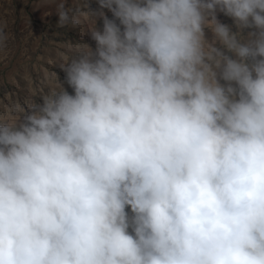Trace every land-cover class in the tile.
Masks as SVG:
<instances>
[{
  "label": "clouds",
  "instance_id": "1",
  "mask_svg": "<svg viewBox=\"0 0 264 264\" xmlns=\"http://www.w3.org/2000/svg\"><path fill=\"white\" fill-rule=\"evenodd\" d=\"M96 2L95 47L0 123V264H264V0Z\"/></svg>",
  "mask_w": 264,
  "mask_h": 264
},
{
  "label": "rangeland",
  "instance_id": "2",
  "mask_svg": "<svg viewBox=\"0 0 264 264\" xmlns=\"http://www.w3.org/2000/svg\"><path fill=\"white\" fill-rule=\"evenodd\" d=\"M60 2L0 0V27L7 35L5 45L0 48V123L22 118L30 104L64 81L61 64L70 63L85 43L95 47L89 30L97 23L91 11L98 8L96 0H88L91 9L85 7L87 0H64L80 22L75 28L57 26L56 10ZM217 18L233 26L232 19L223 13H218ZM205 31L211 41L212 33ZM64 87L72 93L66 83Z\"/></svg>",
  "mask_w": 264,
  "mask_h": 264
}]
</instances>
